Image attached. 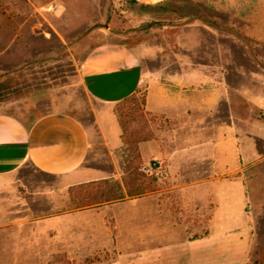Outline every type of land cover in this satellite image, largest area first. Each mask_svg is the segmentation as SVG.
<instances>
[{
    "label": "rangeland",
    "instance_id": "374dc122",
    "mask_svg": "<svg viewBox=\"0 0 264 264\" xmlns=\"http://www.w3.org/2000/svg\"><path fill=\"white\" fill-rule=\"evenodd\" d=\"M104 41L137 51L145 70H175L185 57L211 65L209 69L231 61L238 71L253 69L263 75L250 80L233 74L232 84L261 88L264 94V0H166L156 5L132 0H0V110L25 124L51 111L73 115L89 131L85 164L99 169L111 185L118 182L119 189L127 190V183L130 188L150 186L140 152L151 134L142 88L113 106L91 99L82 88L77 65L91 46ZM255 113L264 123V102ZM96 117L102 118L104 136ZM111 117L119 123L118 138ZM246 147L248 168L241 178L248 229L245 264H264V137L249 136ZM98 183L65 189L58 177L30 164L15 172L4 194L13 222L8 234L40 236L43 255L9 257V264L142 261L151 245L143 196L124 198L119 189H111L107 197L108 187L101 194L95 189ZM172 196L185 202L192 195ZM132 201L135 204H128ZM179 217L177 224L168 225L169 234L193 238L207 232L201 222ZM12 245L15 248L16 242Z\"/></svg>",
    "mask_w": 264,
    "mask_h": 264
},
{
    "label": "crops",
    "instance_id": "0c3cea01",
    "mask_svg": "<svg viewBox=\"0 0 264 264\" xmlns=\"http://www.w3.org/2000/svg\"><path fill=\"white\" fill-rule=\"evenodd\" d=\"M134 1L156 5L165 0ZM177 62L175 70H145L137 51L104 41L91 46L77 65L85 93L105 106L121 102L139 88L144 91L143 110L151 135L143 141L140 157L150 186L130 196L129 189L119 191L124 198L143 196L151 245L144 249L142 261L119 259L111 264H245L248 229L241 178L248 168L247 138L264 137L263 117L255 113L264 94L250 85L235 87L232 75L250 80L263 75L253 69L238 71L231 61L210 69L211 65L192 58ZM111 120L118 138L119 123L115 117ZM96 122L104 136L102 118L96 117ZM90 145L87 127L69 113L51 111L25 124L0 110V264H9V257L43 255L40 236L8 234L13 222L4 194L11 176L30 164L58 177L65 189L104 179L99 169L85 164ZM152 162L156 164L151 166ZM181 193L192 196L185 202L172 196ZM179 216L201 222L207 232L193 238L169 234L168 225L177 224ZM21 242L26 245L19 249Z\"/></svg>",
    "mask_w": 264,
    "mask_h": 264
},
{
    "label": "trees",
    "instance_id": "16d2710c",
    "mask_svg": "<svg viewBox=\"0 0 264 264\" xmlns=\"http://www.w3.org/2000/svg\"><path fill=\"white\" fill-rule=\"evenodd\" d=\"M133 2H135L134 0H132ZM166 1V0H165ZM138 91V90H137ZM136 91V92H137ZM135 92V93H136ZM135 93H133L131 96H129V97H127V98H125V99H123L122 101H125V100H127V99H129V98H132L133 96H134V94ZM142 101L144 102V95H143V98H142ZM120 125H121V128L123 129V126H122V123H120ZM105 187H108V188H106L107 189V197H111V193H110V191H111V189H119L120 188V184L117 182V183H115V184H110L109 183V181H107V179H101V180H99V183H98V185H97V187L95 188V189H101L102 191H100V193L101 194H103V189H105ZM127 188L129 189L128 190V192H129V194H136V193H139L140 192V189H144V188H142V186H140V185H135V187L133 188V187H128V183H127ZM136 189V190H135ZM139 189V190H138ZM93 194V198H94V200H96V193H92ZM113 198V197H112Z\"/></svg>",
    "mask_w": 264,
    "mask_h": 264
},
{
    "label": "built area",
    "instance_id": "2783aa9c",
    "mask_svg": "<svg viewBox=\"0 0 264 264\" xmlns=\"http://www.w3.org/2000/svg\"><path fill=\"white\" fill-rule=\"evenodd\" d=\"M156 163L155 162H153V165H151V166H154ZM147 170V169H146Z\"/></svg>",
    "mask_w": 264,
    "mask_h": 264
}]
</instances>
